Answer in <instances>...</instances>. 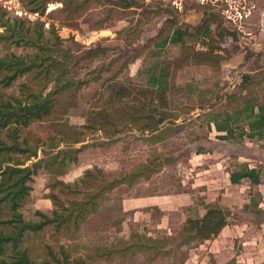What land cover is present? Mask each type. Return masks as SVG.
Masks as SVG:
<instances>
[{"label": "rangeland", "instance_id": "374dc122", "mask_svg": "<svg viewBox=\"0 0 264 264\" xmlns=\"http://www.w3.org/2000/svg\"><path fill=\"white\" fill-rule=\"evenodd\" d=\"M47 1L41 13L32 10L29 0H0V24L4 19L12 23L20 19V26L33 36L34 22L40 21L45 40L57 37L56 45L49 44L54 51L48 73L36 66L7 84L0 82L4 110L31 104L34 95L51 93L50 111L40 119L17 123L12 132L0 127L1 167L4 159L12 164L34 151L36 155L25 165L43 160L27 181L29 191L18 200L16 210L8 199L2 202L0 230H13V222L2 221L14 220V210L23 219L36 221L35 210L50 217L54 209L67 214L83 198L95 206L79 224L70 217L59 226L51 222L22 233L17 248L25 250L32 264H153L159 260L174 264L189 248L205 243L193 236L200 226L192 222L202 217L196 213L182 225L173 218L169 234L152 231L143 220L134 221L130 212H121L119 199L185 190L206 206L202 188L207 186L204 176L210 174L201 165L190 170L188 156L190 151L206 149L209 136L221 139L225 134L214 124L207 127V113L218 121L232 118L230 142L264 144L255 135L247 137L248 111H240L251 105L255 111L264 107V0ZM174 29L183 32L176 43L169 41ZM18 30L17 22L15 28L0 25V33ZM83 36L88 40L84 42ZM19 37L16 42L11 37L0 39V54L24 56L37 51L33 38ZM137 61L143 65L133 75ZM8 71L0 69V76ZM151 72L163 76L166 88L162 86L156 95L163 93L164 98L161 107L142 114L127 103L142 106L145 90H137L144 88ZM117 90L122 97L109 102ZM161 117L165 121L156 126ZM103 122L108 124L102 126ZM1 143H14L26 152ZM77 179L83 184H62ZM13 180L0 177V196L11 191ZM112 180L121 183L103 189ZM48 195L53 199L47 201ZM216 200L208 204L229 210L228 223L236 224L234 228L247 223L246 215ZM240 243L232 239L235 246ZM13 256L14 249L7 246L0 259L8 263Z\"/></svg>", "mask_w": 264, "mask_h": 264}, {"label": "crops", "instance_id": "0c3cea01", "mask_svg": "<svg viewBox=\"0 0 264 264\" xmlns=\"http://www.w3.org/2000/svg\"><path fill=\"white\" fill-rule=\"evenodd\" d=\"M142 65L139 61L133 63L132 74H139ZM155 74L156 78H163ZM188 164L190 170L201 165L200 169L210 174L203 180L207 182V186L202 188L207 195L205 205L217 198L222 206L246 215L247 223L235 229L236 224L228 223L230 212L227 222L216 235L206 238L204 244L189 248L188 256L175 264H264V144L259 146L250 141L233 143L209 136L206 149L189 152ZM243 167L254 169L259 182H253L249 177L231 182L230 173ZM195 185L191 183L192 188ZM44 198L50 201L49 197ZM118 207L121 212H130L134 221L143 220L145 228L166 234L170 233L169 223L173 218L182 225L196 213L202 217L206 212V207L195 199L194 193L185 190L160 196H122ZM232 239H240V245L232 244ZM203 254L205 258H202ZM153 264L168 263L159 260Z\"/></svg>", "mask_w": 264, "mask_h": 264}, {"label": "trees", "instance_id": "16d2710c", "mask_svg": "<svg viewBox=\"0 0 264 264\" xmlns=\"http://www.w3.org/2000/svg\"><path fill=\"white\" fill-rule=\"evenodd\" d=\"M31 3H33L32 10L36 12L43 11V8L45 4L48 2L47 0H29ZM42 13V12H41ZM1 14V13H0ZM2 15V14H1ZM5 23H1L0 25L5 26H13L15 28V23L17 22V27L19 30L13 31L11 34L7 33H0V39L4 37H11L14 38L13 41H18L20 39L19 36L25 35L26 37L33 38L32 45L37 50L32 55H17L16 53L12 52L10 53V56L7 57V54H0V69L7 67L10 69L8 72L2 73L0 76V82L3 84L9 83L11 80H13L19 73L24 72L26 70L32 69L33 67L43 66L44 72L48 73L49 69L48 66L51 63V54L54 51L53 48L49 47V44H55L57 43V37H54L52 40L48 39L45 40L44 35V28H43V22L35 21L34 24L36 25L35 31L33 36H28L27 27H21L20 24L23 23L20 19H14L15 23H12L10 19H4ZM208 26V25H207ZM21 27V28H20ZM15 30V29H14ZM20 30H23L24 33H22ZM183 32L180 29H174L169 37V41L176 43L181 38ZM30 35V34H29ZM163 44L166 43L164 40L162 42ZM162 44V45H163ZM6 55V56H5ZM29 62V63H28ZM28 63V64H27ZM27 64V65H24ZM157 83V85H155ZM155 86V87H154ZM163 86V89L166 88V84L162 85L161 78H156V74L154 72L147 74V84L144 85L142 89H138L137 93H139L142 90L143 95L141 96L143 98L144 103H142V106L140 105H130L127 103V107L135 108L136 111L142 112V114L148 112L150 109H158L162 106V100H163V93L160 95H156L158 90ZM126 88L127 95L131 94V90L128 89V87H124L123 90ZM162 92V90H160ZM124 93V92H122ZM136 93V94H137ZM39 94V91H38ZM51 93H45L43 97H39L40 95H34L33 101L31 104H19L14 109L10 108V110H4L3 107H0V127H6L11 128L10 132H12L15 129V124L21 123L26 124L29 122V120L37 118L40 119L44 114H47L50 111V104H49V96ZM112 99H109V102L112 100H120L121 93L119 94L118 90L115 91L112 95ZM108 102V101H107ZM105 106V105H104ZM104 106L101 108L103 109ZM10 107V106H7ZM147 107V108H146ZM241 110H244L245 112L248 111V117L249 121L247 123L249 127V132L246 133L247 137L252 138L253 135H255L258 139L264 140V107L258 106L257 111L254 110V106H247L244 107ZM14 116V119L11 117ZM207 127L209 128L211 124H214L215 129L217 131H223L225 132L224 135H221L220 138L227 140V138L232 137V128L229 125L232 118L230 116H225V119L218 121L212 113H207ZM140 118V117H139ZM144 118V117H142ZM146 118V117H145ZM149 118V116H147ZM166 119L165 117H161L156 120V126L162 124ZM147 123L149 121L145 119ZM134 123V122H133ZM108 122H103L101 125H106ZM112 124V123H110ZM12 125V127H10ZM147 128V126H144ZM210 129V128H209ZM14 143L10 145H6L4 143H1V146H6L7 148H15L18 152L25 153L26 151L22 148H20L18 145H13ZM21 150V151H20ZM201 148L199 151H202ZM36 152L30 153L24 157L23 160H15L16 162H12L10 164L9 159H4L5 164L3 167L0 168V177L3 180H13L12 183V189L9 193L6 192L4 196H0V207L2 202L5 199H8L10 201V207L11 209H15L19 204V199L23 198V196L29 191V186L27 184V181H30L33 179V175L37 173L39 165L43 160L38 159L37 161H34V163H31V165H25L26 162L31 158V156H35ZM97 173L99 174V170L95 169ZM87 172V171H85ZM101 174V173H100ZM102 175V174H101ZM242 177H249L253 182H259V176L257 175L256 171L254 169H248L243 167L239 171L231 172L230 173V181L231 182H237L239 178ZM74 183L66 184L63 183L64 187L67 185H78L83 184L82 180L77 179L76 181H73ZM117 183H121L119 180H112L108 182L105 186V190H111L113 189ZM2 185V182H0V186ZM77 192V191H75ZM48 197L52 200V196L48 195ZM90 209L84 210L83 208L85 206H90ZM95 206V203L90 202L89 200L83 201V198L77 202V206L74 208H71L68 210V213H64L63 210L59 211L57 209L52 210L53 216L50 217L46 213H44L41 210H35L34 214L38 217V220L36 221H29L22 218V216L19 213H15L14 220H6L2 222H9L14 223L13 224V230L10 232H3L0 230V256L4 250L5 247H12L14 249V260L11 262L6 263L4 259H0V264H32L34 263L31 258L27 255L25 250L18 249V243L20 241L21 235L24 231H37L42 229L45 225L56 222V226H59L61 222L66 221V218H72L71 221H73L75 224H79L84 219L87 218L88 214L93 212V208ZM206 212L202 216L201 219L198 221H193L195 225H199L200 227L196 231L195 236H199L200 238L206 239L208 237H211L213 234L216 235L219 230L224 226V224L227 222V217L230 215V211L224 208L215 207L214 204H206ZM217 208V209H216ZM223 210V211H222ZM87 211V212H86ZM222 211V212H221ZM199 223V224H197ZM207 224V226L204 228L203 225ZM184 255L181 260H178L176 262H181L185 257ZM175 262V263H176ZM174 263V264H175Z\"/></svg>", "mask_w": 264, "mask_h": 264}, {"label": "built area", "instance_id": "2783aa9c", "mask_svg": "<svg viewBox=\"0 0 264 264\" xmlns=\"http://www.w3.org/2000/svg\"><path fill=\"white\" fill-rule=\"evenodd\" d=\"M83 37H84V36H83ZM83 37H82V38H83ZM86 40H88V38H87V37H84L83 41L85 42Z\"/></svg>", "mask_w": 264, "mask_h": 264}]
</instances>
